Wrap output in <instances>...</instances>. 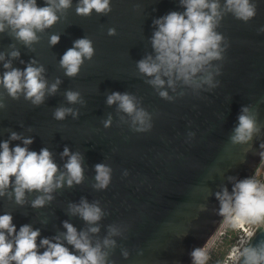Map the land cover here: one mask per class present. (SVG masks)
I'll list each match as a JSON object with an SVG mask.
<instances>
[{"label": "water", "instance_id": "1", "mask_svg": "<svg viewBox=\"0 0 264 264\" xmlns=\"http://www.w3.org/2000/svg\"><path fill=\"white\" fill-rule=\"evenodd\" d=\"M223 2V0H222ZM257 15L248 23L225 16L217 29L228 40L229 47L222 63V74L216 79L220 86L212 92L190 93L175 102L165 101L144 83L138 74L136 62L152 53L150 39L153 20L171 11L183 12L179 0H111L108 15L93 13L89 17L76 15L77 0L51 28L38 33L39 43L32 49L13 36L0 34V53L13 47L19 51L12 66L24 69L35 59L45 68L49 85L61 80L55 95L46 97L38 107L23 96L12 100L0 88L5 109H0V142L8 140L11 132L33 138L29 150L39 152L48 148L54 161L64 171L67 158H61L65 146L84 157L85 180L81 185H66L53 193L54 200L43 208H33L32 200L39 193L26 194V203L17 205L14 199L0 197V215L11 213L17 231L24 224L40 230V237L53 238L65 232L63 222L72 223L78 231L88 225L78 216L68 213L70 203L86 198L89 203L99 200L105 217L99 222L100 232L90 234L93 243L107 235L110 224L124 227L122 236L113 237L117 247L109 260L115 264H189L190 253L203 247L223 217L217 214L219 202L215 193L221 186L232 184L228 177H251L261 159L259 145L264 135L248 145H232L229 135L238 123L242 106L253 105L258 120L264 125V0H256ZM44 6V0H37ZM58 15H60L58 13ZM108 28L117 34L109 36ZM60 36L58 44H49L51 35ZM88 37L93 41L95 55L85 61L80 74L67 77L59 61L73 42ZM23 61V63H21ZM5 71L0 62V74ZM79 91L85 106L67 103L64 93ZM128 92L142 97V106L154 113L153 128L147 133L132 132L120 125L116 105L108 106L107 94ZM171 94V93H170ZM60 106L79 109L80 115L63 121L53 118ZM112 114L113 123L105 129L102 121ZM31 129V131H29ZM195 137L187 141V133ZM22 141H10V147ZM105 163L112 169L108 188L96 191L94 166ZM127 170L129 175L123 176ZM206 205V211L199 206ZM264 238V226L251 241L255 245ZM65 246L67 245L65 242ZM127 249L129 258L122 256ZM142 250L143 255H137ZM42 252L43 249H40Z\"/></svg>", "mask_w": 264, "mask_h": 264}, {"label": "clouds", "instance_id": "2", "mask_svg": "<svg viewBox=\"0 0 264 264\" xmlns=\"http://www.w3.org/2000/svg\"><path fill=\"white\" fill-rule=\"evenodd\" d=\"M73 0H44V6L37 5V0H0V34L7 30L24 46L32 49L38 44V33L51 28L61 19ZM183 12L171 11L153 20L154 31L150 39L152 53L136 62L138 74L144 77V83L151 86L159 98L175 102L189 94L199 97L201 92H212L220 86L216 77L222 74V63L229 47L227 38L217 31L225 16L231 15L236 20L248 23L257 15L256 0H179ZM93 10L97 15H108L112 11L111 0H77L76 15L89 17ZM58 13L60 15H58ZM264 33V26L257 29ZM107 34L115 36V28H108ZM60 36L53 34L49 44L54 46ZM0 53L5 71L0 74V88L12 100L21 96L33 106H40L46 97L55 95L61 83L56 78L49 85L45 78V68L33 59L24 69L12 66V60L18 59L20 53L14 47L7 54ZM95 55L93 41L86 37L73 42L59 61V67L67 77L74 78L80 74L85 61H91ZM23 63V61H21ZM171 93V94H170ZM68 104L86 102L79 91L68 90L64 93ZM264 102V101H262ZM108 106L116 105V113L120 125H127L132 132L147 133L153 128L154 113L142 106V97L128 92H111L107 94ZM4 96L0 95V109H5ZM73 119L80 115L79 109L60 106L53 112V118L63 121L67 116ZM105 129L113 123L112 114L102 121ZM31 131V129H29ZM264 135V125L258 120V112L253 105L242 106L238 115V123L229 135L232 145H248L245 151L251 150L254 138ZM195 137L194 132L187 133V141ZM10 141H22L10 147ZM33 138L24 137L11 132L9 139L0 142V197L14 199L15 204L23 206L26 194L37 192L31 202L33 208H43L54 200L53 193L65 185L72 188L81 185L85 180L84 157L71 152L65 146L61 158H67L64 171L54 161L52 152L42 148L39 152L29 150ZM260 158H264V142L259 145ZM94 183L96 191L108 188L112 181L113 169L105 164L94 166ZM128 171L123 172L127 177ZM232 189L221 186L215 193L219 202L217 214L224 218L234 229L241 224H264V182L254 176L237 179L229 176ZM206 211L207 206H199ZM68 213L81 218L88 227L78 231L68 221L63 222L65 232L53 238L40 237V230L33 229L30 224L22 225L17 231L13 216L9 212L0 215V264H115L109 256L117 247L113 237L122 236L126 230L121 225L110 224L107 235L93 243L90 234L100 232L99 222L106 212L100 201L91 203L86 198L80 202L70 203ZM258 231L249 230L240 235L231 248L228 259L231 264H264V238L255 245L251 243ZM65 242L69 247L65 246ZM40 249H43L41 252ZM127 249H122V256L129 258ZM143 255V251L137 252ZM191 264H208L209 253L203 247H197L190 253ZM217 264H220L217 261Z\"/></svg>", "mask_w": 264, "mask_h": 264}, {"label": "built area", "instance_id": "3", "mask_svg": "<svg viewBox=\"0 0 264 264\" xmlns=\"http://www.w3.org/2000/svg\"><path fill=\"white\" fill-rule=\"evenodd\" d=\"M254 176L257 180L264 182V158L261 159L260 163L256 167L255 171L251 175ZM259 227L257 225L252 226L251 224H241L238 228L234 229L228 222L223 218L221 223L218 225L214 231V235H221L223 240H228L227 244H224V253L217 261L220 264H231V261L228 259L231 248L235 245L236 240L242 234L249 230L258 231ZM212 234V235H213ZM211 237V236H210ZM209 237V238H210ZM206 244V243H205ZM204 244V246H205ZM212 260V258H211ZM191 264V262L189 263Z\"/></svg>", "mask_w": 264, "mask_h": 264}, {"label": "rangeland", "instance_id": "4", "mask_svg": "<svg viewBox=\"0 0 264 264\" xmlns=\"http://www.w3.org/2000/svg\"><path fill=\"white\" fill-rule=\"evenodd\" d=\"M252 226H254V225H252ZM257 226L260 229V228H262V226H264V224H258ZM223 241L224 240H223L221 235H214L213 234L207 240L205 246L203 245V248L209 253L210 259L213 258V257L217 258L219 256L217 252L220 251L219 247H220V245L222 244Z\"/></svg>", "mask_w": 264, "mask_h": 264}, {"label": "trees", "instance_id": "5", "mask_svg": "<svg viewBox=\"0 0 264 264\" xmlns=\"http://www.w3.org/2000/svg\"><path fill=\"white\" fill-rule=\"evenodd\" d=\"M228 243V240H227V238H226V240H224L223 242H222V244L220 245V247H219V252H217L218 253V257L217 258H215V257H213L212 258V260L210 259L209 261H208V264H217V260H218V258L219 257H221V255L224 253V244H227Z\"/></svg>", "mask_w": 264, "mask_h": 264}]
</instances>
